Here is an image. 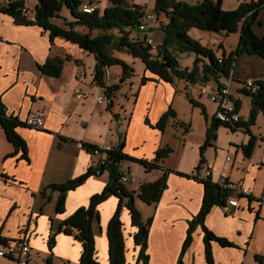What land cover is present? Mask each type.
I'll use <instances>...</instances> for the list:
<instances>
[{"label": "crops", "instance_id": "obj_1", "mask_svg": "<svg viewBox=\"0 0 264 264\" xmlns=\"http://www.w3.org/2000/svg\"><path fill=\"white\" fill-rule=\"evenodd\" d=\"M9 1L0 0V3L6 4ZM241 1L252 0H221V6L230 10L236 8ZM134 2L142 4L144 0H133L132 3ZM36 3V0H24V4L33 10H36ZM63 8L64 6L59 10L60 16ZM263 14L264 8L253 24L258 35L264 33V29L256 28V22L264 25L260 17ZM63 16L66 21L75 20L72 14ZM55 20L59 27H65L59 18ZM148 25L154 30L157 22L148 21ZM73 27L79 31L88 30L82 25ZM94 30H91L92 35ZM200 31L201 34L208 35L214 45L218 42L227 55L238 46L240 30L227 34L226 30L216 31V34H211L208 30ZM144 34L151 35L148 31H144ZM155 36L160 38L158 34ZM55 55L65 58L63 70L58 77L42 73L40 65L49 56ZM89 57H93L90 58L93 59L90 65L95 70V55L72 40L61 34L51 36L48 30L37 24L20 23L13 15L0 12V101L7 116L16 117L25 123L27 116L32 113L38 110L44 113L43 127H31L27 124L16 127V132L27 144V159L22 156L23 150L14 147L9 141L0 124V234L8 239V243L17 239L14 238L17 236L26 239L31 246L29 264H37L35 257L40 254L34 253V249L50 253L47 245L50 231H54L58 223L75 209L87 205L92 194L101 192L109 179V172L104 170L101 174L79 179L74 188L67 190L65 208L60 213L55 210L60 191L45 188L49 183L79 178L86 173L94 159L103 156L100 149L106 145L114 144L119 147L124 140V153L146 158H152L159 146L168 145L173 151L164 158L161 166L169 170L166 187L156 202L142 205L139 210L144 221L151 217L146 241L148 264H178L189 223L200 211L204 197L203 182L185 174L192 172L199 163L200 146L207 133L208 121H205L203 132L197 134L191 133V128L186 129L185 126L182 127V137H178V132L173 131L171 136L177 139L173 141L168 136L169 120L163 143L164 131L150 126L145 119L148 118L151 124H155L168 106L173 105L177 90L175 80L178 77L172 82L157 79L140 84V80L136 83L130 80L131 77L121 82L119 77L122 68L114 64L101 73L103 84L95 79L96 70L91 73L87 66ZM241 59L242 56L238 55L233 63L235 77L230 82V93L233 99L239 98L241 101L238 110L241 119L246 121L252 99L249 100L243 94L241 82L248 77H255L243 72L244 69L239 64ZM124 61L130 64L129 61ZM84 68L86 81L79 75ZM148 76L156 77L152 73ZM217 78L218 81L210 85L211 91L222 81H227L225 75ZM263 78L264 72L256 79ZM111 82L119 85L114 90L113 99H99L98 94L105 86H110ZM126 83H130L127 95L126 92H121ZM211 91L204 92L205 95L201 97L209 104L210 119L217 106L211 97ZM245 100L248 101L246 107ZM174 110L177 116V109ZM122 113L127 116L121 118ZM220 129L218 127L217 139L203 153L204 165L211 171L210 179L217 182L220 176L226 175L229 179L240 182L249 191L243 195L230 193L224 205L214 204L206 213L204 222L208 229L234 243L223 246L218 240H212L210 246L213 260L215 264H258L259 255L262 257L261 264H264V110L258 111L255 123L249 126L251 134L256 137L250 155H245L243 150V145L251 137L250 133L241 131L242 128L231 129L232 133H240L241 136L222 144L218 141ZM84 143L99 147L89 151ZM11 152V156L7 155ZM124 161L123 164L126 165ZM127 166L132 177L136 175L134 179L140 183L153 181L162 173L161 169H155L146 174L142 164L136 171L131 170L130 164ZM134 179L124 183L130 191L138 190ZM117 203L118 198L112 194L98 204L100 224L94 223L93 226L96 256L100 264H110L107 225ZM128 210L126 207L121 210L126 239L125 264H143V260L137 257L139 246L133 242L135 228L132 227ZM21 228L26 231L23 232ZM204 243L202 226L198 225L193 231V241L182 257L185 264H207ZM79 254L80 242L63 232L56 234L52 256L62 258L70 264L77 263ZM0 264L15 262L0 253Z\"/></svg>", "mask_w": 264, "mask_h": 264}, {"label": "trees", "instance_id": "obj_2", "mask_svg": "<svg viewBox=\"0 0 264 264\" xmlns=\"http://www.w3.org/2000/svg\"><path fill=\"white\" fill-rule=\"evenodd\" d=\"M35 14L31 15L30 21L20 14V9L24 6V0H10L6 4L0 3V12H5L13 15L15 20L20 23L37 24L44 30H48L51 36L61 34L65 38L70 39L81 48L87 50L89 53L95 55L96 72L95 79L99 83H103L102 74L104 69L108 66L118 64L122 68L120 74V81L125 82L134 73L133 66L120 59L115 54V50L126 51L140 58L145 64L144 73L140 77V84L146 83L148 80L164 79V81L172 82L175 77L191 80L194 82L204 81L208 79L209 74L217 76H227L236 56L243 52L256 53L264 57V33L258 35L253 27L256 18L260 11L264 8V0H252L248 2H240L235 9L227 10L222 8L221 0H201L195 3H187L183 0H155L153 14H156L157 26L155 31L160 35V41L156 49L153 50L148 44L145 30H141L140 24L142 16L145 17L146 10L139 4H128L127 0H109L110 4L101 14L98 10L92 13L83 12L79 9L80 0H36ZM66 5L74 16L75 20L69 22V27H59L56 18H60L59 10ZM160 18H165L161 21ZM84 24L88 28L87 31L75 30L73 26ZM191 27H196L202 30L219 31L226 30V34L239 31L240 39L238 46L228 55L225 52L221 56H217L215 52L206 45L195 38L188 35L187 30ZM115 28L119 33L104 34L101 30ZM100 30L96 35L91 34V30ZM132 29L137 31L134 36ZM150 29V28H149ZM148 29V30H149ZM151 30V29H150ZM146 32V31H145ZM149 32V31H148ZM142 33V34H141ZM153 35V34H152ZM190 51L193 50L197 54L205 55L209 61L203 64L202 75L199 71V66L196 64L193 69H179L176 57V51ZM219 58L222 61L219 62ZM65 58L58 55L49 56L41 65L42 73L51 76H60L63 70ZM148 73V74H147ZM156 77L148 76L150 74ZM147 74V75H146ZM258 84L257 92H251L244 89V93L251 95L252 107L248 120L228 124L227 121L213 116L207 125V133L203 143L200 146L199 163L193 168V171L185 174V176L195 178L202 181L204 184V197L200 211L190 221L187 229V235L183 242L181 255L178 258V264H185L182 260L183 254L193 241V231L198 225L202 226L204 233V247L207 264H215L210 243L212 240H218L219 244L226 246L234 244L226 237L219 236L208 229L205 225L204 218L214 204L224 205L226 198L230 195V190L222 187L217 182L211 181L210 177H200L197 171L201 164L204 163L203 153L207 146L211 145L217 137V130L220 124L229 127L232 130L242 128L245 132L250 133L251 137L243 145L245 155H250L255 146V136L251 134L249 126L255 123L256 115L259 110H264V78L256 80ZM104 84V83H103ZM119 88L118 84L106 86L105 94L111 100L113 99L114 90ZM236 109L241 107L239 98L234 99ZM171 117H176L175 110L168 106V108L160 115L159 120L155 124H151L149 119L145 121L152 127H157L162 131L165 130L168 120ZM0 124L4 128L6 137L14 144V147L23 150L22 156L27 157V144L25 139L16 132V127L26 124L25 121L18 120L16 117L7 116L4 106L0 101ZM85 148L89 151H94L99 146L92 144H85ZM124 147V140H122L119 147L111 152L113 160L101 168V172L107 170L109 172V179L106 182L101 192L92 194L87 205H82L74 210V212L61 220L55 227L54 231H50L47 238L48 249L53 253L56 234L63 232L81 244V254H79L77 264H100L97 260L96 243L94 223L100 224V214L98 204L104 201L109 195L114 194L118 198L116 210L109 219L107 225V235L109 244V262L110 264H125L126 263V245L125 235L123 231V221L121 219V210L128 208L132 227L135 228L133 235L134 244L139 246L138 258L143 260V264H148V254L146 253V241L148 229L151 224V217L145 221L141 217L139 208L135 204V195L146 203H154L161 196L162 191L166 187L167 172L169 170L161 168L164 158H166L171 151V146H159L154 152L152 158L133 157L130 154L122 151ZM13 153H8L11 156ZM6 155V156H7ZM131 159L139 162L145 168V171L152 169H161L159 177L153 181H143L140 183L137 191L128 190L124 183L119 180L118 163L122 160ZM92 174H96L95 170L89 166L86 173L79 177L80 180ZM73 180H67L61 183H49L45 188H53L59 190V196L56 201V212L60 213L65 208V194L67 190L76 186ZM21 230L24 232L26 229ZM28 243L22 237L14 239ZM0 242L7 243L8 239L0 234ZM29 244V243H28ZM262 257L258 255V259ZM48 263L51 264V256L47 258ZM261 264V261H260Z\"/></svg>", "mask_w": 264, "mask_h": 264}, {"label": "rangeland", "instance_id": "obj_3", "mask_svg": "<svg viewBox=\"0 0 264 264\" xmlns=\"http://www.w3.org/2000/svg\"><path fill=\"white\" fill-rule=\"evenodd\" d=\"M86 1L87 2L97 1L98 2V9L97 10L99 11L98 12L99 14L104 12L105 8L107 6H109V4H110L109 0H89V1L88 0H80V2H81L80 6H79L80 10H82V5L84 4V2L87 3ZM132 1L133 0H127L128 4H130V5L132 4ZM183 1H185L187 3H195V2L197 3L201 0H183ZM214 1H217V0H214ZM154 4H155V0H144V2L142 4H139V5L146 10L147 13H145V16L154 15L155 17H157L156 14H153V12H155ZM23 7L28 8L27 10H29V12L31 14L35 13L34 10L31 9L28 5L24 4ZM23 7L21 9H23ZM21 9H20V14H21ZM70 11L71 10L66 5H64V8H63L61 13L68 15V13L71 14ZM63 14L61 15V17L59 19H60L61 23H63L65 25V27H69V25H68L69 22L66 21V19L64 18L65 16H63ZM260 17L264 21V14L261 15ZM26 19H28V18H26ZM154 19L155 18H153L152 20H154ZM160 19H161V21H165V18H160ZM81 25H82V27H84V26L86 27V25H84V24H81ZM256 28H260V29L262 28V30H263L264 25H260L259 22H256ZM97 31L99 32L100 30L95 29L93 32V35H96ZM148 31L151 33V35L153 34L155 41L158 42L159 39L157 36H155L158 33L155 30H152V28H151V30L149 29ZM208 31L211 32V34H216V31H211V30H208ZM101 32H103L104 34H111V33L117 34V33H119V31L115 28L106 29V30L103 29V30H101ZM187 33L189 36L195 38L196 40L201 42L203 45L211 47V49L215 52V54H217L219 56H221L223 54V48L218 45V42H216V44L214 45L213 42H211L210 37L208 35L201 34V31L199 28L191 27L190 29L187 30ZM132 34H134V36H135L137 34V31L135 29H132ZM233 50H235V49H233ZM115 53L120 57V59L129 61V63L133 66V69H134V73L131 75L130 80H132L133 82H136V83L139 82L140 77L144 73V70H145V64L142 62V60L140 58L134 57V55H132L131 53H128L126 51L115 50ZM238 55L242 56V59H241V61H239V64H240L241 68L244 69L243 72L247 73V76L251 75V76L255 77V79H256L259 76V74L264 72V57L256 55V53H248V52H243L241 54L239 53ZM176 57L178 59L177 60L178 65L177 66L179 69H186V68L193 69V67H195L194 66L195 60H197V57H199L200 60H197L196 64L199 66L200 73L202 75H204L203 64H204V62L209 61V58L207 56L202 55V54H197L193 50L183 51V52H180L179 50H177L176 51ZM90 58H93V57H89V59H87V66L91 69V73H93V72H95L94 67L92 65H90L93 59H90ZM234 61L232 62V65L230 67V69H233V72H232L233 75H234V65H233ZM89 75H91V74H89ZM233 77H235V76H233ZM216 80L218 81V78H216L212 74H209L208 79L206 80V83H205V88L207 91H211L210 85L214 84V82H216ZM114 84H116V83H114ZM128 84H130V83L124 84V88L121 91L122 93L126 92V95L128 94L127 90L129 89ZM203 84L204 83H202V81H200V83L198 84V82H194L191 80H185V79H181V78H177L175 80V86H176L177 90L175 93V99H174L173 105H171V106L176 108L178 113H177L176 117H171L169 119L170 121L168 120L169 121V123H168L169 135L168 136H170L173 141H177L176 138L171 136V133L173 131L178 132L177 133L178 137H182L183 134H181V132L182 131L184 132V129H182V127L185 126L186 129L189 127L191 128V130H190L191 133L197 134L198 132H203V127H204L205 121H208V122L210 121V118L208 116L210 113L209 112V104L207 101H205V100L203 101V99H201V97H203V95H205V94H203L204 92H202ZM110 85H113V83L111 82ZM132 94H133V92H132ZM243 94L246 95L249 98V100L251 99V95L246 94V93H243ZM247 104H248V101L245 100L244 106L246 107ZM126 116L127 115H125V117ZM213 116H215V112H214ZM219 127L221 129L219 132L220 137H219L218 141L222 144L227 143L229 141V139L237 138L238 136H241L240 133L239 134L238 133H232L231 129L229 127L223 126V124H220ZM241 131L245 132L244 130H241ZM165 135H166V128L164 130V135L162 137L163 143H165ZM217 137H218V134H217ZM125 161H124V163H126V165H124V164H122V165L127 168L128 167L127 164H130V168L132 171L133 170L136 171L137 169H140V167H141V164L139 162L132 161L131 159H127ZM201 167H206V166L203 163V164H201ZM201 167H200V169H201ZM206 169H209V168H206ZM142 170H144L143 167H142ZM152 170L154 172L155 169H152ZM145 173L149 174L150 171H145ZM210 173H211V171H210ZM222 176L227 177L226 175H222ZM209 177H211V175ZM134 178H136V175H133V179ZM227 178L229 179V177H227ZM236 183L239 184L241 187H244L242 184H240V182H236ZM134 185L138 189L139 185H140V181L136 179L134 181ZM137 189H135V190H137ZM245 194H247V193H245ZM239 195H240V193H239ZM241 195H243V193ZM135 199H137L136 200L137 201L136 206L138 208H140V206H142V205H144V206L147 205V203L144 202V200H142L141 198L136 196ZM18 237H20V236H17L14 238H18ZM23 237H24V234H23ZM34 253L40 254L39 257H35L36 261L38 260L37 264H49L48 260H47V258L49 256H51V264H69V263H67V261H65L62 258L52 256L51 252L50 253L43 252V251L40 252V251H37L36 249H34ZM261 260L258 259L257 263L260 264ZM32 264H34V262H32ZM70 264H77V263L72 262Z\"/></svg>", "mask_w": 264, "mask_h": 264}, {"label": "built area", "instance_id": "obj_4", "mask_svg": "<svg viewBox=\"0 0 264 264\" xmlns=\"http://www.w3.org/2000/svg\"><path fill=\"white\" fill-rule=\"evenodd\" d=\"M27 9L28 8L26 7L25 8L23 7V9H21V16L28 18V20L30 21H34V20H31V13ZM97 9H98L97 1H91V2L89 1L82 5L83 12L92 13L96 11ZM148 21L157 22L158 20H152L150 18H143L142 16V22L140 24L139 29L148 31V29L150 28L148 25ZM146 39H147L148 44L151 46V48L155 50L159 42L155 41L153 35H150V34L146 35ZM220 61H222L221 58H219V62ZM85 72H86L85 69H82L79 72L80 78L83 81H86ZM232 72H233V69H230L228 75L225 76L227 78V81L225 82L222 81L217 86V88L211 91V95H212L211 97L217 104L216 110H215V117L217 114H223L227 116L226 123L228 124H234L237 121L239 122L241 119L239 110L236 109L235 100L232 98L230 94L231 92L230 82L233 80V76H234ZM202 83H204L202 92H206L207 91L205 88L206 82L202 81ZM241 85L243 89L249 90L251 92H257L258 87H259L255 78H251V77L244 79L241 82ZM105 88H103V91H101V93L98 94V98L102 100H106V99L110 100L105 94ZM81 95L82 94L80 93L79 96ZM43 116H44V113L38 110L32 113L31 115L27 116L26 124L31 127L41 128L44 125ZM120 117L124 118L125 113H122ZM115 147L116 146L114 144L104 146L102 149H100L103 152V156L101 158L99 157L97 159H94L90 163L91 168L95 170L96 174L98 173L101 174L102 173L101 168L112 162L113 157L111 155V152L115 149ZM122 164H123V160L118 163V169H119L118 171H119V179H120L119 181L121 183H125L128 180H132L133 177L130 174L129 169L124 167ZM196 173L198 176L206 177V178H208L211 175L210 170L206 169V167H201V169H199ZM217 183L220 184L222 187L229 189L231 192H235L236 194H239V193L245 194V193H248L249 191L248 188L241 187L239 184L236 183V181L228 179L225 176H222V177L220 176ZM0 253L5 255L8 258L13 259L15 264H29L31 246L30 244L22 242L19 239L9 242V243L0 242Z\"/></svg>", "mask_w": 264, "mask_h": 264}, {"label": "bare ground", "instance_id": "obj_5", "mask_svg": "<svg viewBox=\"0 0 264 264\" xmlns=\"http://www.w3.org/2000/svg\"><path fill=\"white\" fill-rule=\"evenodd\" d=\"M143 18L153 19V18H155V16L154 15H148V16H145ZM216 117L219 118V119H221L222 121H227V116H225L223 114H217Z\"/></svg>", "mask_w": 264, "mask_h": 264}, {"label": "water", "instance_id": "obj_6", "mask_svg": "<svg viewBox=\"0 0 264 264\" xmlns=\"http://www.w3.org/2000/svg\"><path fill=\"white\" fill-rule=\"evenodd\" d=\"M111 103H112V101H111ZM111 103H110V104H111ZM73 181H74V182H77V181H79V178H75V179H73Z\"/></svg>", "mask_w": 264, "mask_h": 264}]
</instances>
